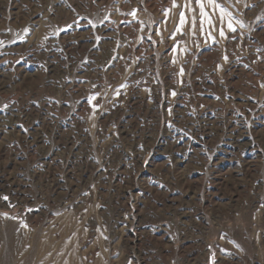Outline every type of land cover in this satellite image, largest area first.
I'll return each instance as SVG.
<instances>
[{
	"label": "rangeland",
	"instance_id": "rangeland-1",
	"mask_svg": "<svg viewBox=\"0 0 264 264\" xmlns=\"http://www.w3.org/2000/svg\"><path fill=\"white\" fill-rule=\"evenodd\" d=\"M218 2L0 0V264H264V0Z\"/></svg>",
	"mask_w": 264,
	"mask_h": 264
},
{
	"label": "snow or ice",
	"instance_id": "snow-or-ice-1",
	"mask_svg": "<svg viewBox=\"0 0 264 264\" xmlns=\"http://www.w3.org/2000/svg\"><path fill=\"white\" fill-rule=\"evenodd\" d=\"M239 2V0H238ZM196 7H193V0H184L183 4H177L176 0H172V8L165 9L164 10V15L167 17L169 13L172 11L173 8H180L181 11L178 14V23L176 24L175 31L173 34L170 36V39H175L176 33H180L183 35V29L186 24L190 25L189 26V34L191 36H195L197 33V19L199 18V32L202 36L206 34V40L207 38H211L212 41L215 43L216 42V37L212 36V31H218L219 37L223 39H227L226 35V30L231 33H236L237 32V27L236 25H239L240 28L246 27L243 21L237 20L234 18L233 14L231 11H228L224 6H222L221 3L218 2V0H195ZM247 7V5H245ZM198 8V12H197ZM185 10L189 13H192L193 15L186 16L185 15ZM128 15H131L132 17H136L137 15V10H133ZM261 19H264L262 17ZM91 24L92 22L89 21ZM163 23H167V20L163 21ZM225 23H226V28H225ZM95 25H93L94 27ZM211 29V31L209 30ZM10 31V30H9ZM59 31V30H58ZM25 32H28V29H25ZM157 35H161L159 31H157ZM235 39V37H233ZM149 39H151V36H149ZM23 40V37H21V41ZM13 43L16 41L13 40ZM161 42H163V37L161 36ZM0 44H3V41H0ZM178 44L174 45L171 51H176L178 48ZM197 46H199L197 44ZM224 60H228V56L225 55ZM173 63H175V60H173ZM180 74L183 75V69L181 68ZM264 87V85H261ZM121 87H127V85H121ZM117 95H119V90H117ZM175 95V93H173ZM96 96H92L89 99V102L91 100H95ZM5 108L7 105L4 106ZM94 107H99V105H95ZM22 127V126H21ZM26 131V130H25ZM4 200H8V197L5 196L3 197ZM27 227V225H25ZM107 239V237H104Z\"/></svg>",
	"mask_w": 264,
	"mask_h": 264
},
{
	"label": "bare ground",
	"instance_id": "bare-ground-1",
	"mask_svg": "<svg viewBox=\"0 0 264 264\" xmlns=\"http://www.w3.org/2000/svg\"><path fill=\"white\" fill-rule=\"evenodd\" d=\"M240 111V110H239ZM22 116V115H21ZM9 124V123H8ZM230 124V123H229ZM204 126V125H203ZM230 126V125H229ZM243 127V126H242ZM231 130V129H230ZM239 131V130H238ZM39 142V141H38ZM235 142V141H234ZM225 145V144H224ZM232 146V145H231ZM94 149H96V147L94 148ZM225 149V148H224ZM84 155V154H83Z\"/></svg>",
	"mask_w": 264,
	"mask_h": 264
}]
</instances>
